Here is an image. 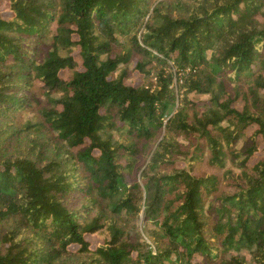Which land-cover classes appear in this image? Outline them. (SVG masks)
I'll list each match as a JSON object with an SVG mask.
<instances>
[{
	"label": "trees",
	"instance_id": "16d2710c",
	"mask_svg": "<svg viewBox=\"0 0 264 264\" xmlns=\"http://www.w3.org/2000/svg\"><path fill=\"white\" fill-rule=\"evenodd\" d=\"M231 251L264 264V0H0V264Z\"/></svg>",
	"mask_w": 264,
	"mask_h": 264
},
{
	"label": "rangeland",
	"instance_id": "374dc122",
	"mask_svg": "<svg viewBox=\"0 0 264 264\" xmlns=\"http://www.w3.org/2000/svg\"><path fill=\"white\" fill-rule=\"evenodd\" d=\"M62 53H67V51H62ZM61 53V54H62ZM72 53L73 54H75L76 53V49L75 48H73L72 49ZM40 57L38 58V60L37 61H40ZM69 73H68V71H65L64 73H63V76H67ZM136 75H134V76H132V77H130L129 79H128V82H135L134 80H136V77H135ZM189 99H191V100H193V101H196V100H202V99H206V98H208V96L207 95H198V94H194V93H191V94H189ZM169 112V115H168V117L169 116H171L172 114H173V111L172 110H169L168 111ZM166 121V120H165ZM151 146H152V144H151ZM143 162V159L142 160H140V163H142ZM138 223H139V225H140V228H141V230H142V232H143V235H145V227H144V221H143V218H142V216H140L139 217V220H138ZM231 254H236V255H241L242 257H244L245 258V260L249 263V264H252L253 262H252V260H251V255L248 253V252H246V251H244V252H236V251H231L230 252Z\"/></svg>",
	"mask_w": 264,
	"mask_h": 264
}]
</instances>
